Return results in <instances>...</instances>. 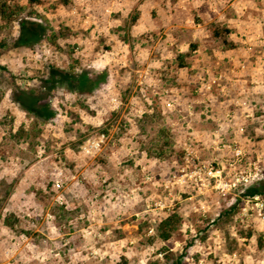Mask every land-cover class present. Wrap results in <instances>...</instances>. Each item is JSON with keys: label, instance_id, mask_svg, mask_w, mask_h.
<instances>
[{"label": "rangeland", "instance_id": "rangeland-1", "mask_svg": "<svg viewBox=\"0 0 264 264\" xmlns=\"http://www.w3.org/2000/svg\"><path fill=\"white\" fill-rule=\"evenodd\" d=\"M178 1L0 0L6 263L264 264V0Z\"/></svg>", "mask_w": 264, "mask_h": 264}, {"label": "trees", "instance_id": "trees-1", "mask_svg": "<svg viewBox=\"0 0 264 264\" xmlns=\"http://www.w3.org/2000/svg\"><path fill=\"white\" fill-rule=\"evenodd\" d=\"M23 24L21 25V28H23ZM213 32H214V36L215 37H218L219 36V31L217 29H213ZM34 35L33 33H31V35L29 34H24V30L21 32V36L18 40V44L20 45H26L28 44L29 42H26V39L25 38H31V36ZM89 91L91 90V88H88ZM20 94L22 95V98H17L15 101L20 105V107L27 111L28 113H32L34 110L31 108L32 106L30 105L33 100L35 101V103L37 104V101H38V97L37 95L35 94H29L27 92H20ZM28 95H31V100L28 99ZM27 96V97H26ZM26 97V98H25ZM26 100H25V99ZM31 101V102H30ZM46 109L44 108V112L46 113V117L45 119H48L49 117L52 116V113L50 111L46 112L45 111ZM257 195H264V185L259 188H254V189H251L249 191H247V193L245 194V196L247 197H254V196H257ZM162 225L165 226V230H163V234H162V238L163 240H166L169 238V236L171 235V233L176 229L177 227V221H174L172 219V217H169L167 218L166 220H164L162 222Z\"/></svg>", "mask_w": 264, "mask_h": 264}, {"label": "crops", "instance_id": "crops-1", "mask_svg": "<svg viewBox=\"0 0 264 264\" xmlns=\"http://www.w3.org/2000/svg\"><path fill=\"white\" fill-rule=\"evenodd\" d=\"M217 1H219V2H223V3H228V2H230V0H217ZM233 2H236V0H231V5H235V3L233 4ZM242 2V5H243V0L241 1ZM241 2H240V4H241ZM192 3H193V1L191 0L190 2H189V0H181V1H178V6H175V7H173L172 9H173V11L175 12V13H173V15H171L172 16V20H171V22H170V25L171 26H173V25H176V26H181V27H184V25H188V22L189 23H191V20L189 19H186L185 20V22H184V24L183 23H181L180 24V21H176L175 19H176V16H175V14H177V12H180V13H185L186 14V12L185 11H187V8L189 9L191 6L190 5H192ZM245 4V3H244ZM246 4H247V2H246ZM156 5H157V3L155 2V1H153V8H156ZM246 9V8H245ZM213 11H214V13H216V15L215 16H213L214 17V19H222L223 17L221 16V14H222V12H219V10L217 9V8H213ZM168 12H170V10L168 11ZM172 13V12H171ZM213 20V19H212ZM178 22V23H177ZM209 22L210 21H207L206 23H204L203 25H207V23L209 24ZM186 23V24H185ZM183 24V25H182ZM92 215L90 214L89 215V217H91ZM117 218V217H116ZM102 219H103V217L102 216H99V220H100V223H102V224H104V222L102 221ZM118 219V218H117ZM119 220V219H118ZM91 226V225H90ZM89 226V227H90ZM88 229V228H87ZM84 231H86V230H84ZM61 233H58L57 234V237H59V236H62V235H60ZM2 253V252H1ZM6 256H8V255H10V254H12V253H10V252H5L4 253ZM2 255V254H1ZM1 260H3V262H1ZM0 264H18L17 263V261H14V262H11V263H6L5 262V258L4 259H2V258H0Z\"/></svg>", "mask_w": 264, "mask_h": 264}, {"label": "built area", "instance_id": "built-area-1", "mask_svg": "<svg viewBox=\"0 0 264 264\" xmlns=\"http://www.w3.org/2000/svg\"><path fill=\"white\" fill-rule=\"evenodd\" d=\"M103 138H104V136L101 135V136H100V141H101V142L103 141Z\"/></svg>", "mask_w": 264, "mask_h": 264}]
</instances>
